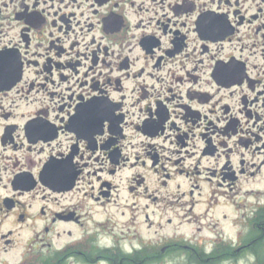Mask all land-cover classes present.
I'll use <instances>...</instances> for the list:
<instances>
[{
  "label": "flooded vegetation",
  "instance_id": "1",
  "mask_svg": "<svg viewBox=\"0 0 264 264\" xmlns=\"http://www.w3.org/2000/svg\"><path fill=\"white\" fill-rule=\"evenodd\" d=\"M0 264H264V0H0Z\"/></svg>",
  "mask_w": 264,
  "mask_h": 264
}]
</instances>
